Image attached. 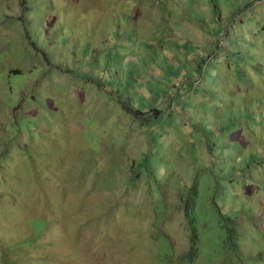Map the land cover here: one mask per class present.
Here are the masks:
<instances>
[{
    "label": "rangeland",
    "instance_id": "1",
    "mask_svg": "<svg viewBox=\"0 0 264 264\" xmlns=\"http://www.w3.org/2000/svg\"><path fill=\"white\" fill-rule=\"evenodd\" d=\"M0 97V264H264V0H0Z\"/></svg>",
    "mask_w": 264,
    "mask_h": 264
},
{
    "label": "trees",
    "instance_id": "2",
    "mask_svg": "<svg viewBox=\"0 0 264 264\" xmlns=\"http://www.w3.org/2000/svg\"><path fill=\"white\" fill-rule=\"evenodd\" d=\"M255 5V4H254ZM254 5L252 4L251 5V7H254ZM35 47V46H34ZM42 53H43V55H44V58H45V62L44 63H46V64H50L49 63V59H48V56H47V53L46 52H44V51H42ZM204 62H205V60H204ZM201 65V64H200ZM51 66H52V68H53V65L51 64ZM200 68H201V66H199ZM204 68H205V65H203V72H204ZM11 71H16L17 72V70H15V69H10ZM205 75H207V77H210V75L209 74H205ZM219 77V76H218ZM220 78V77H219ZM41 81V79L39 80V82ZM25 84H26V82L25 81H21V85L18 87V92H16V97L15 98H17L15 101H16V103H15V105L13 106V107H8V106H6L5 107V104H4V109H6L5 110V112H4V115H9L10 114V118L8 119V120H6V122L4 123V125H3V128H5V132L9 135V133L10 132H15L14 134H13V136H11V137H15L14 138V140H11L12 142H13V146L16 144V142H17V137L19 138V140H20V137L22 136V135H24V136H27V135H31L33 132H32V130L31 129H28V130H26L27 132L26 133H24L22 130V127H20V119L21 118H19V110L21 109V108H23V106H30L31 105V102L29 101V99H30V97H31V95L28 93V90L26 91L25 90ZM2 85L6 88V90L5 91H1L2 92V94H7L8 93V91H10V93L12 94L13 92L11 91V89H12V86H11V84H9V82H6V83H2ZM41 85L39 84L38 86H37V88H39ZM101 87H102V85H101ZM34 88V87H33ZM33 88H32V91H33ZM16 91V90H15ZM31 94H32V92H31ZM34 98V97H33ZM35 99V98H34ZM34 104H39L38 102H37V99H35V100H33V104L32 105H34ZM32 105H31V107H32ZM0 107H2L1 106V97H0ZM31 107H29V108H31ZM131 109V108H130ZM153 111L152 112H155L156 114H159L160 112H162V110H160L158 107H155V108H151ZM131 110H133V111H135L136 112V115H141V116H143V115H145V113L147 112V111H149V110H145V109H142V108H139V109H136V108H132ZM28 123V121H26V124ZM197 127H198V125H197ZM38 130V132L37 133H39V131H40V129L38 128L37 129ZM199 133H200V135H201V137H203V145H204V147H205V150H206V152L208 153V156H207V158L208 159H210L211 161L214 159V158H217L216 157V155H217V153H216V144H215V142L213 143V140H212V138H211V135H209V133H207L206 134V130L204 129V134L206 135H204L203 134V132H202V129L200 128L199 130ZM39 136V135H38ZM36 137V136H35ZM0 138H1V135H0ZM9 141V140H8ZM0 142H2V143H5V139L4 140H2V141H0ZM0 151H1V149H0ZM213 156H215L213 159H212V157ZM219 160V159H218ZM218 165V164H217ZM219 179H222V176H220V177H215L213 180H214V182H216L217 180H219ZM199 183H200V185L201 186H208V183H209V178L208 177H204V178H200L199 179ZM192 195V194H191ZM180 205H181V207L183 206V208H184V210L186 211V206H189L190 208H191V205L193 204V202H194V199L193 198H188L187 199V205L185 204L184 205V201H182V199H180ZM253 205V204H252ZM250 206L251 205H249V207H248V210H249V208H250ZM250 213L248 214V215H252L253 213H254V211H252V207L250 208ZM218 222H222V221H218ZM217 233H216V236H219L221 239H222V241H223V244L224 243H226L227 242V239H224L223 240V238H225V232H224V230H222V229H219V230H217L216 231ZM235 232L238 234V235H240V233H243L244 231H242V230H239V229H237V228H235ZM194 239V238H193ZM237 245V247H238V244H236ZM196 248H197V245L196 244H194V240L192 241V243H191V249H190V251L192 250V253H196ZM217 248L219 249V250H222V247L220 246V245H218L217 246ZM189 251V252H190ZM194 254H192L191 255V253H186V254H184V255H191V256H193ZM182 256V255H181ZM223 259H224V257L223 258H221V257H219V258H217V262H223Z\"/></svg>",
    "mask_w": 264,
    "mask_h": 264
},
{
    "label": "crops",
    "instance_id": "3",
    "mask_svg": "<svg viewBox=\"0 0 264 264\" xmlns=\"http://www.w3.org/2000/svg\"><path fill=\"white\" fill-rule=\"evenodd\" d=\"M259 3V2H258ZM247 16V15H246Z\"/></svg>",
    "mask_w": 264,
    "mask_h": 264
}]
</instances>
